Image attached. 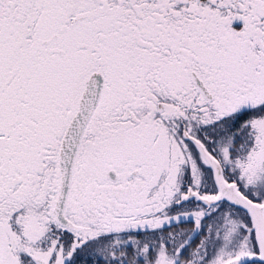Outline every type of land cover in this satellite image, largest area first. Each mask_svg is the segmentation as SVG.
<instances>
[{
	"label": "snow or ice",
	"instance_id": "obj_1",
	"mask_svg": "<svg viewBox=\"0 0 264 264\" xmlns=\"http://www.w3.org/2000/svg\"><path fill=\"white\" fill-rule=\"evenodd\" d=\"M0 264H264V0H0Z\"/></svg>",
	"mask_w": 264,
	"mask_h": 264
}]
</instances>
